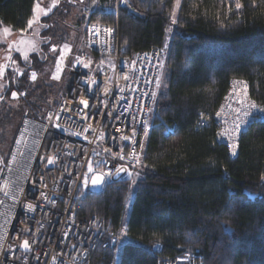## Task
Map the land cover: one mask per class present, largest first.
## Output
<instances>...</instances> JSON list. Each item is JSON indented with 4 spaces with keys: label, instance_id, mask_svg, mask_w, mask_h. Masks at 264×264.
Returning a JSON list of instances; mask_svg holds the SVG:
<instances>
[{
    "label": "trees",
    "instance_id": "16d2710c",
    "mask_svg": "<svg viewBox=\"0 0 264 264\" xmlns=\"http://www.w3.org/2000/svg\"><path fill=\"white\" fill-rule=\"evenodd\" d=\"M91 1L99 3L89 21L118 24L128 55L163 49L172 29L164 87L136 182L107 184L102 192L88 196L79 212V220L98 216L111 220L115 228L124 222L128 241L120 248L100 245L94 260L162 264L166 258L194 254L203 264H264V122L253 120L232 157L218 139L213 120L237 80L248 83L251 99L264 108V0H129L119 17L107 11L114 1ZM36 2L0 0V29L26 32ZM236 3L242 7L237 9ZM58 9L39 20V51L26 57L14 53L21 67L44 66L58 33ZM84 21L80 19V25ZM65 34L60 40L68 38ZM11 71L12 65L0 102L28 84L29 77L23 75L17 88ZM44 86L28 88L30 111L41 112L47 105ZM203 120L208 123L203 125ZM157 243L163 246L160 252Z\"/></svg>",
    "mask_w": 264,
    "mask_h": 264
},
{
    "label": "built area",
    "instance_id": "2783aa9c",
    "mask_svg": "<svg viewBox=\"0 0 264 264\" xmlns=\"http://www.w3.org/2000/svg\"><path fill=\"white\" fill-rule=\"evenodd\" d=\"M128 3L116 0L108 12L119 17ZM163 54V49L152 48L128 55L118 24L86 25L83 49L73 55L76 73L69 91L44 116L22 118L0 176V264H103L94 260L100 245L116 248L128 241L123 226L115 228L111 220L98 216L85 220L78 216L88 196L102 192L107 184L136 182ZM252 102L248 83L237 80L213 114L218 139L229 150L234 110L247 109L259 119L249 107ZM221 109L223 115L217 116ZM242 118L251 122L241 126L236 143L253 122L251 117ZM133 149L139 163L132 158ZM237 151L235 155L230 151L232 157ZM120 166L128 173L117 175ZM109 172L111 176L106 175ZM96 175H104V180L93 186ZM155 249L162 251V244ZM162 264L203 260L185 254Z\"/></svg>",
    "mask_w": 264,
    "mask_h": 264
},
{
    "label": "rangeland",
    "instance_id": "374dc122",
    "mask_svg": "<svg viewBox=\"0 0 264 264\" xmlns=\"http://www.w3.org/2000/svg\"><path fill=\"white\" fill-rule=\"evenodd\" d=\"M110 1H114L115 3L116 0ZM98 3L97 1L91 0H39V7H37L34 21L29 27L30 29L26 32L27 37L22 35H12L9 38L7 36H0V99L7 86L6 73L7 70L10 69L11 64L12 82L17 88L20 87L19 79L21 76L27 75L29 77L27 81L28 84L22 87L23 90L21 92L18 90L13 91L6 101L0 102V176L11 151L22 118L26 115L31 116V113H34L36 117H42L48 108L57 104L60 100L62 101V92L74 79L76 73L74 68L72 69L74 65L73 61L71 62V58H73V55L75 56L80 53L78 51L82 50L84 46L85 28L90 22V15L96 9ZM114 3L107 4V11L114 7ZM57 6H59V9ZM54 9H58L55 16L58 22V25H56V32L58 33H56V36L53 38V44L49 47V55L45 59L44 66L39 69L37 66L33 69L28 66L23 68L16 58L11 62L14 53H20L22 56L26 57L32 52L39 51L41 40L38 37V33L42 29V26L38 22L39 17L48 13L50 14ZM174 17L176 18V13ZM82 18H85V21L80 25L79 21ZM62 33H66L68 38L60 40ZM171 36L172 29H170L167 44L163 48V61L159 81L155 90V102L151 110L149 129L145 134L142 150H144V144H146L150 130L154 126L156 100L164 87L166 78V56ZM42 56L44 57V55ZM27 63L30 64L29 61H27ZM41 85H45V89L48 87L47 105L43 107L41 112H32L29 110L30 101L27 100L28 88L33 87L35 89L41 87ZM13 93L16 95L13 96ZM134 192V189H132L127 201L126 218L134 199ZM122 226L125 230L124 222ZM125 242L126 241H123L119 245V248Z\"/></svg>",
    "mask_w": 264,
    "mask_h": 264
},
{
    "label": "snow or ice",
    "instance_id": "6c2138e0",
    "mask_svg": "<svg viewBox=\"0 0 264 264\" xmlns=\"http://www.w3.org/2000/svg\"><path fill=\"white\" fill-rule=\"evenodd\" d=\"M37 7H39V5H37ZM242 5L240 3H236V8L239 9L241 8ZM173 23H175V17H173ZM32 24V20H29V26H31ZM5 31H8V29H5ZM85 67H87L85 65ZM16 94L13 93V96H15ZM84 105L87 106L88 102L85 100L83 101ZM240 104H243V100H240L239 101ZM249 107L253 110H256L257 113H259V119H261L262 122H264V109L262 108H259L255 102H252ZM235 113H236V116L233 120V134L228 136L227 139L229 141H232L231 143V146H230V151L233 155L236 154V151H237V148H238V143H236V139L238 138L240 132H241V126L242 125H247L248 123H250L251 121L249 120H245L243 119L242 117H251V120H255L257 119L258 117L252 113V112H249L247 109H241V108H236L235 110ZM241 112H242V116H241ZM217 116H221L223 115V110L221 109V111L217 112L216 113ZM132 158L133 160H135L137 163H139V160L135 154V149H133V153H132ZM92 171V168H91V165L89 166V172ZM121 172H124V173H128V169L124 166H120L117 168V175H119V173ZM130 174V173H129ZM106 175L108 176H111V172L107 173ZM104 180V175H96L92 178V185L95 186V185H99L103 182ZM87 177H85V181L84 183L87 184ZM31 207V206H30ZM23 247L25 249H27L29 247V242L27 240H25L23 242Z\"/></svg>",
    "mask_w": 264,
    "mask_h": 264
},
{
    "label": "crops",
    "instance_id": "0c3cea01",
    "mask_svg": "<svg viewBox=\"0 0 264 264\" xmlns=\"http://www.w3.org/2000/svg\"><path fill=\"white\" fill-rule=\"evenodd\" d=\"M38 2H39V0H37V2H36V4H35V8H34V13H33V18H32V22L34 21V17L36 16V11H37V5H38ZM60 5V4H59ZM49 14V13H48ZM48 14H45V15H43V16H46V15H48ZM43 16H40L39 17V20H40V18L41 17H43ZM39 20H38V22H39ZM30 27V26H29ZM5 29H8V31H5ZM30 29V28H29ZM28 31V30H27ZM26 31V32H27ZM26 32H15L14 30H12L10 27H7V26H3L1 29H0V36H7L8 38L10 37V36H24V37H27L26 36ZM40 33V32H39ZM39 33H38V37H39ZM1 45H4V44H1ZM83 49V48H82ZM12 61H14L13 60V58H12V60H11V62ZM12 65V64H11Z\"/></svg>",
    "mask_w": 264,
    "mask_h": 264
},
{
    "label": "bare ground",
    "instance_id": "6f19581e",
    "mask_svg": "<svg viewBox=\"0 0 264 264\" xmlns=\"http://www.w3.org/2000/svg\"><path fill=\"white\" fill-rule=\"evenodd\" d=\"M62 66V65H61ZM60 67V66H59ZM59 73V72H58ZM57 74V73H56Z\"/></svg>",
    "mask_w": 264,
    "mask_h": 264
}]
</instances>
